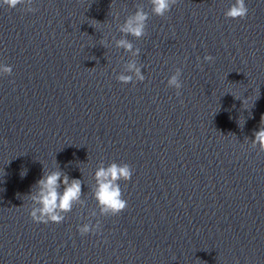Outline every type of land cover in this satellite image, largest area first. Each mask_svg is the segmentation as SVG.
Masks as SVG:
<instances>
[{
  "label": "clouds",
  "instance_id": "obj_1",
  "mask_svg": "<svg viewBox=\"0 0 264 264\" xmlns=\"http://www.w3.org/2000/svg\"><path fill=\"white\" fill-rule=\"evenodd\" d=\"M33 0H0V5L8 8H16L18 5H24L25 11L34 12L35 8L31 7ZM177 0H150L151 12L156 16L163 17L170 10ZM248 14V8L245 0H234V3L226 10L225 16L230 19H244ZM149 14L142 6H137V10L128 15L123 23L117 25L118 31L123 34L120 39L113 37L115 47L124 49L133 57L140 54L139 48H134L133 43L127 39V36H132L136 39L142 38L146 34L147 21ZM101 43L107 47L108 42L102 39ZM204 60L213 62L214 57L206 55ZM0 71L4 74L11 75V66L0 67ZM128 73V74H125ZM181 70L176 69L175 73L168 79V86L177 89L182 87L180 80ZM143 81L145 76L141 72V67L137 65L135 59L128 60L125 69L116 79L124 84L133 81ZM251 146L253 148L259 146L260 151L264 152V118L258 131L253 133ZM22 175H26L22 173ZM133 175V170L127 163L117 164L110 163L107 167L101 163L94 173L96 187L93 191V196L97 201L99 213L102 216L119 215L126 207L127 201L122 197V190L119 182L129 181ZM61 187L63 190L61 191ZM82 180L70 178L60 168L51 171H43V175L32 186L30 193L27 195L31 200L30 217L34 222L39 223H61L65 219V215L69 213L76 204L84 205L82 197ZM93 216L96 213L92 214ZM100 228V223L97 221L95 225L85 223L78 227L81 235H86L89 232H97Z\"/></svg>",
  "mask_w": 264,
  "mask_h": 264
}]
</instances>
